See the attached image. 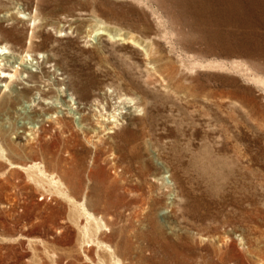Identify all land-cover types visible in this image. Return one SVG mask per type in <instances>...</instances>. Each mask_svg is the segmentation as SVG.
Returning <instances> with one entry per match:
<instances>
[{
    "label": "rangeland",
    "instance_id": "374dc122",
    "mask_svg": "<svg viewBox=\"0 0 264 264\" xmlns=\"http://www.w3.org/2000/svg\"><path fill=\"white\" fill-rule=\"evenodd\" d=\"M1 29L0 264H264V0H0Z\"/></svg>",
    "mask_w": 264,
    "mask_h": 264
},
{
    "label": "bare ground",
    "instance_id": "6f19581e",
    "mask_svg": "<svg viewBox=\"0 0 264 264\" xmlns=\"http://www.w3.org/2000/svg\"><path fill=\"white\" fill-rule=\"evenodd\" d=\"M2 32H3V30L1 29V32H0V35H1V38H4L5 37V39H7L8 40V37L10 36L9 35V33L8 32H6V31H4L5 32V34L4 35H2ZM11 33V32H10ZM12 34H13V32H12ZM4 36V37H3ZM13 36V35H12ZM15 37V36H14ZM13 39V38H12ZM14 40H17V39H14ZM16 43H19V42H16ZM21 44V43H20ZM9 48H12V47H9ZM5 49L7 50V48L5 47V48H3V47H0V82H5L6 84H5V86H7V83H10V82H14L15 80H16V78H18V75L20 76V71H18V69L17 70H15L14 72H12V71H10L7 67H6V65L5 64H3V57H4V55H5ZM23 54V53H22ZM3 56V57H2ZM11 62V61H10ZM8 64H9V62H8ZM12 68V67H11ZM10 68V69H11ZM14 68V67H13ZM15 69V68H14ZM22 69V68H21ZM11 70H13V69H11ZM19 73V74H18ZM29 78H33V79H35V75H31ZM18 79H20V78H18ZM53 93V92H52ZM50 94H51V92H50ZM46 95V94H45ZM49 95V94H48ZM0 145H1V143H0ZM0 159L1 160H6V161H9V159L7 158V155H6V153H5V150L3 149V147L2 146H0ZM10 165L11 166H13V167H15V165L16 164H13L12 162H10ZM24 168V167H23ZM42 168V167H41ZM44 168V167H43ZM38 169V168H37ZM42 170V169H41ZM45 170V169H44ZM44 170H43V172H44ZM41 173H43L42 171H40ZM71 192V191H70ZM68 195V194H67ZM70 195V194H69ZM69 197V196H68ZM72 197V196H71ZM71 197H69V199L71 198ZM71 200H72V198H71Z\"/></svg>",
    "mask_w": 264,
    "mask_h": 264
}]
</instances>
